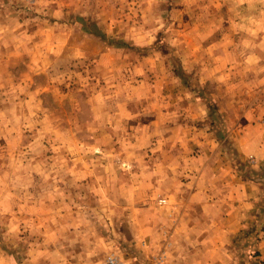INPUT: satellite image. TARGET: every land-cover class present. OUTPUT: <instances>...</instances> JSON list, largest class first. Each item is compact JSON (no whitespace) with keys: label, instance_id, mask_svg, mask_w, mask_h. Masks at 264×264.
Masks as SVG:
<instances>
[{"label":"rangeland","instance_id":"rangeland-1","mask_svg":"<svg viewBox=\"0 0 264 264\" xmlns=\"http://www.w3.org/2000/svg\"><path fill=\"white\" fill-rule=\"evenodd\" d=\"M257 104L264 0H0V264H264ZM207 161L235 231L185 201Z\"/></svg>","mask_w":264,"mask_h":264},{"label":"crops","instance_id":"crops-1","mask_svg":"<svg viewBox=\"0 0 264 264\" xmlns=\"http://www.w3.org/2000/svg\"><path fill=\"white\" fill-rule=\"evenodd\" d=\"M263 106L264 104H257L255 107L251 108L248 112L250 114L248 116H244L245 118H248L249 116L254 115V120H249L250 124H248L244 130H236L234 133L231 132L230 134V137L233 139L231 141L236 146L239 157H241V155L251 154L252 152L264 156V130H260L262 125L259 123L262 119L257 118L258 115L255 116L256 113H252L254 110L264 111ZM245 121L246 120L244 118H238V126L241 127ZM252 132L254 133L253 135L251 134ZM202 153H206V151ZM217 153H215L211 159H216ZM209 163L207 161L206 164H200L199 166L193 167V169H199L196 172L197 179L199 178V180H196V178H190L191 175H188L189 178L184 183V186L189 189L185 201L191 207L189 210L191 211V209L194 208L196 211L194 214L199 215L201 218L206 216L207 219L215 218L217 214L216 211L218 209L222 210V207L225 208L224 211L229 212V215L226 218L230 220L228 221L229 223L225 224L226 226L224 227H227L228 230L232 228V230L235 231L240 227V222L243 219V216L241 212H238L239 205L234 206V202L221 195V187L226 185L230 188L232 186L233 192L240 190V187L243 189L244 184H238V188L234 187V178L232 173L233 169L231 163L229 164L227 161H217L216 164H214V162L210 164ZM189 170L192 172V168L190 166L186 169V171ZM228 192L231 193L230 189ZM242 194H245V192L240 191V195ZM227 197L231 198V195ZM245 198L246 197L243 196L242 199ZM231 220L232 222H230Z\"/></svg>","mask_w":264,"mask_h":264},{"label":"built area","instance_id":"built-area-1","mask_svg":"<svg viewBox=\"0 0 264 264\" xmlns=\"http://www.w3.org/2000/svg\"><path fill=\"white\" fill-rule=\"evenodd\" d=\"M94 264H128L125 260L114 254H109Z\"/></svg>","mask_w":264,"mask_h":264}]
</instances>
